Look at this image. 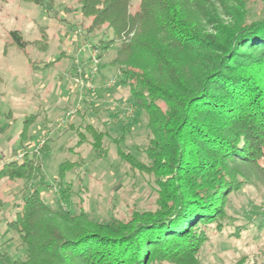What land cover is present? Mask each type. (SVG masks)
Returning a JSON list of instances; mask_svg holds the SVG:
<instances>
[{"label":"trees","instance_id":"obj_1","mask_svg":"<svg viewBox=\"0 0 264 264\" xmlns=\"http://www.w3.org/2000/svg\"><path fill=\"white\" fill-rule=\"evenodd\" d=\"M23 1L54 12V0ZM251 1L263 12L254 18ZM74 3L88 21L85 32L102 33L91 44L99 59L119 41L110 63L150 130L147 162L119 146L122 135L86 124L90 145L104 157L107 136L120 161L152 174L157 205L103 222L82 209L53 207L38 189H23L5 225L18 233L24 255L0 251V264H200L208 227L224 226L225 195L264 181V0H138L133 8L131 0ZM8 36L6 45L23 50L28 44L18 29ZM77 134L75 146L84 137ZM37 151L4 162L0 179L41 175ZM79 160L60 162L59 180Z\"/></svg>","mask_w":264,"mask_h":264},{"label":"rangeland","instance_id":"obj_2","mask_svg":"<svg viewBox=\"0 0 264 264\" xmlns=\"http://www.w3.org/2000/svg\"><path fill=\"white\" fill-rule=\"evenodd\" d=\"M137 1L131 0V8ZM247 7L250 18L263 13L257 1L249 2ZM53 8L54 16L32 2L0 0V166L30 156L35 148L41 161L37 178L0 179V251L12 258L23 257L24 250L18 233L5 222L20 206L23 189H38L53 207L62 206L72 212L82 209L103 222L126 219L132 211L154 210L157 205L154 176L120 161L115 143L107 136L102 138L107 152L98 158L84 127L88 124L106 130L111 137L122 135L119 146L138 160L148 161L144 154L150 138L146 114L133 104L129 89L119 82L120 73L110 63L119 41L100 57L93 87L82 88L74 82L77 68L87 70L95 50L91 44L102 33L85 32L88 21L80 15L74 0H54ZM11 29H18L28 41L23 50L15 44L6 45ZM60 51L68 56L59 58ZM54 59L50 66L30 68L37 64L35 61ZM40 85L45 88L40 89ZM54 99L62 100L65 106L60 107L58 118L45 123V113ZM31 114L36 117L29 121ZM42 130H46L43 136ZM76 130L84 136L78 146ZM41 139L43 143L38 146ZM8 149L12 155L6 153ZM78 158L82 161L76 168L59 180L58 164ZM224 211L222 229L208 227L207 239L198 253L200 264H264V181L253 179L227 193Z\"/></svg>","mask_w":264,"mask_h":264},{"label":"crops","instance_id":"obj_3","mask_svg":"<svg viewBox=\"0 0 264 264\" xmlns=\"http://www.w3.org/2000/svg\"><path fill=\"white\" fill-rule=\"evenodd\" d=\"M95 51V50H94ZM68 56V54H67V52H65V51H63V53L60 51V53H59V58H61V57H67ZM52 61V62H51ZM55 61V59L54 60H49V61H44V62H42V61H35V63L37 62V64L36 65H33V64H31L32 66L30 67L31 69H35V70H37V69H39V66H41L40 68H42L43 67V65H38V64H45L46 62H51V63H53ZM99 62H100V59H99ZM30 63V62H29ZM51 63H49L48 65H46V66H50L51 65ZM46 66H44V67H46ZM74 66L72 65V62H71V64H70V68L72 69ZM78 70H77V72H76V75L77 76H79V77H84V75L88 72V68H87V70H82L83 68H77ZM71 73H72V71L71 72H68V76L69 75H71ZM101 74V73H100ZM94 76V75H93ZM100 76V75H99ZM102 76V75H101ZM40 86H42V85H40ZM54 87H56V85L54 86ZM92 87H93V85H92ZM41 88H45V87H40V89ZM83 88V87H82ZM88 90H90V89H88ZM76 92V90H74V93ZM73 93V94H74ZM58 99H62L61 97H58ZM58 99H54V100H52V104L51 105H49V107H48V109L47 110H49V112L48 113H45L46 114V116H44V122L45 123H50V122H53L54 121V119H56V118H58V116H59V114H58V112H59V110H61V109H63L64 108V106L65 105H63L62 104V100H58ZM76 101H77V98H76ZM61 104V105H60ZM60 107H61V109H60ZM61 113V112H60ZM76 132H77V130H76ZM76 143V142H75ZM6 151V153H9V154H13L12 153V151H10V149H8V150H5ZM62 162V161H61ZM60 164V163H59ZM58 164V165H59Z\"/></svg>","mask_w":264,"mask_h":264},{"label":"built area","instance_id":"obj_4","mask_svg":"<svg viewBox=\"0 0 264 264\" xmlns=\"http://www.w3.org/2000/svg\"><path fill=\"white\" fill-rule=\"evenodd\" d=\"M98 64H99V58L97 56L96 51H93L89 57L88 72L84 75V77L75 76L74 82L78 84L80 87H83L85 89H91L92 78L94 73L97 71ZM45 133L46 130H42V136L45 135ZM42 143H43V139L38 141V146L41 145Z\"/></svg>","mask_w":264,"mask_h":264}]
</instances>
